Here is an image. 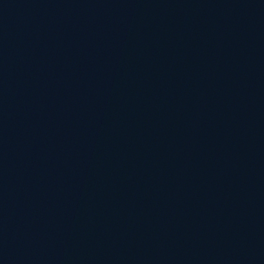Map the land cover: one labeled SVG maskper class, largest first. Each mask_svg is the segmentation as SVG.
Returning a JSON list of instances; mask_svg holds the SVG:
<instances>
[{"label":"water","instance_id":"obj_1","mask_svg":"<svg viewBox=\"0 0 264 264\" xmlns=\"http://www.w3.org/2000/svg\"><path fill=\"white\" fill-rule=\"evenodd\" d=\"M0 264H264V0H0Z\"/></svg>","mask_w":264,"mask_h":264}]
</instances>
